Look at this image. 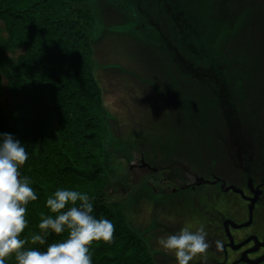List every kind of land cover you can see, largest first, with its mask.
<instances>
[{
    "label": "trees",
    "instance_id": "trees-1",
    "mask_svg": "<svg viewBox=\"0 0 264 264\" xmlns=\"http://www.w3.org/2000/svg\"><path fill=\"white\" fill-rule=\"evenodd\" d=\"M185 1L190 7L176 9L170 25L171 12L157 0H114L111 5L123 22L135 20L133 29L148 41L150 51L165 55L181 74L190 64L178 50L192 58L199 53L206 61L217 54L224 68L255 72L249 61L242 64L237 58L235 65L231 57L233 45L245 39L243 28L250 38L248 51L264 53V38L253 36L258 15L248 14L256 9L255 0ZM88 2L0 0V133L11 134L26 148L29 158L20 172L29 177L37 195L27 205L28 226L22 237L41 234L38 224L52 215L46 200L55 190L73 189L89 196L96 218L108 219L115 227L111 243L91 245L92 264H157L126 220L122 205L129 198L130 182L124 181L120 199L109 194L113 167L105 146V109L93 76L94 13ZM123 4L128 11L119 9ZM172 36L181 42L174 45ZM248 79L252 83L253 78ZM66 235L49 232L45 245L29 239L26 247L46 250L47 244ZM6 264H15L14 258H7Z\"/></svg>",
    "mask_w": 264,
    "mask_h": 264
},
{
    "label": "flooded vegetation",
    "instance_id": "flooded-vegetation-1",
    "mask_svg": "<svg viewBox=\"0 0 264 264\" xmlns=\"http://www.w3.org/2000/svg\"><path fill=\"white\" fill-rule=\"evenodd\" d=\"M156 3L171 12L170 19L175 18L176 9L190 7L185 0ZM173 19H168L169 25ZM172 38L174 45L181 42L180 37ZM178 53L194 66L184 68L183 77L203 86L216 104L218 114L209 117L215 131L214 147H203L196 153L185 141L183 148L173 152L162 145L171 141L159 137L157 147L136 151L128 159V172L137 173H129V178L140 182L152 177L156 188L150 199L155 204L173 197L167 203L183 207L179 213H164L167 222L161 225L162 234H174L185 224L205 226L212 245L207 261L198 257L190 264H264V88L255 83V73L246 74L236 66L234 70L224 68L217 54L206 61L199 53L193 58L182 50ZM240 75L248 81L247 77L253 78L252 83L243 84V88L234 84ZM194 86L185 89L186 94ZM201 187L204 189L194 192ZM183 190L193 194L179 198ZM175 198L179 199L173 201ZM216 240L223 242L222 251L216 250Z\"/></svg>",
    "mask_w": 264,
    "mask_h": 264
},
{
    "label": "rangeland",
    "instance_id": "rangeland-1",
    "mask_svg": "<svg viewBox=\"0 0 264 264\" xmlns=\"http://www.w3.org/2000/svg\"><path fill=\"white\" fill-rule=\"evenodd\" d=\"M111 1L114 0L88 2L94 13L91 35L93 76L105 109V146L109 150L110 164L113 167L110 177L113 185L109 194L120 199L121 192L125 191V188L122 189L124 181L130 182L131 190L127 193L129 198L122 205L128 225L140 238L143 237L155 263L177 264L173 254L159 247L157 238L165 235L161 233L162 223L167 222L163 219L164 213H179L183 211V207L177 203L171 207L167 202L173 197L155 204L150 199L155 193L153 188H156L153 178H142L144 181L134 183L129 178V173L132 176L137 173L128 172V159L136 151L150 149L149 146L157 147L158 142L155 140L159 137L171 141L162 142L167 148L183 147L182 143L185 141L188 142V148L196 150V153L203 147L213 148L215 131L213 132L214 127L209 122V117L218 114L216 104L212 101L210 92H206L199 83L185 79L165 55L156 49L150 51L146 44L148 41L133 29L136 21L123 22L120 11L112 7ZM255 5L256 9L248 13L249 16L258 15V23L254 25L257 33L254 34L253 31V36L263 40L264 11L261 10H264V2L255 0ZM119 9L128 11V6L123 4ZM242 30L245 32V39L233 45L231 57L234 60L238 58L242 64L249 61L255 71V83L264 88V53L255 56L251 50L248 51L251 46L246 48V42L250 38L246 36L247 29ZM233 83L242 86L248 84V80L240 75ZM191 84L196 85L194 87L199 91L191 87V91L186 94L185 89ZM202 189L204 188H197L194 192ZM192 192L183 190L178 197L190 196Z\"/></svg>",
    "mask_w": 264,
    "mask_h": 264
},
{
    "label": "clouds",
    "instance_id": "clouds-1",
    "mask_svg": "<svg viewBox=\"0 0 264 264\" xmlns=\"http://www.w3.org/2000/svg\"><path fill=\"white\" fill-rule=\"evenodd\" d=\"M28 152L19 140L9 133H0V264L13 257L15 264H92L90 247L94 242L111 243L114 224L93 215V204L87 194L77 190L59 188L46 200L52 215L42 217L38 224L41 234L29 237L25 233L27 205L37 195L28 176H21L20 168L28 160ZM51 233L67 235L58 242L47 244L46 250L26 247L45 245ZM203 224L193 227L185 224L178 232L157 238L159 247L173 254L177 264H190L196 258L207 261L212 246ZM217 251L223 242L216 240Z\"/></svg>",
    "mask_w": 264,
    "mask_h": 264
}]
</instances>
